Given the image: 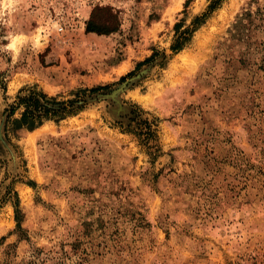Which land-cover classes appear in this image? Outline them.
<instances>
[{"label":"rangeland","instance_id":"1","mask_svg":"<svg viewBox=\"0 0 264 264\" xmlns=\"http://www.w3.org/2000/svg\"><path fill=\"white\" fill-rule=\"evenodd\" d=\"M185 1L0 0L2 127L20 90L67 102L109 86L10 129L14 148L1 129L0 264H264V0ZM124 101L158 150L113 124Z\"/></svg>","mask_w":264,"mask_h":264},{"label":"trees","instance_id":"2","mask_svg":"<svg viewBox=\"0 0 264 264\" xmlns=\"http://www.w3.org/2000/svg\"><path fill=\"white\" fill-rule=\"evenodd\" d=\"M190 0L185 1V7L188 5ZM216 5V3H215ZM215 5H211V9L215 8ZM107 10V8H98ZM195 24L202 23L203 21L198 22V17L195 18ZM181 22H176L174 24V28H180ZM196 28V27H195ZM87 31H94L97 33H110L116 30V26H111L109 24H95L93 22H88L86 25ZM195 29L190 30L188 27L179 33L177 38L171 44V50L173 52L180 51L190 40L191 33ZM158 54L157 50H154L153 53L145 58L143 61H140L136 64L138 68L142 64L146 62H150L154 59V57ZM165 58L166 55L162 53ZM132 72H128L127 75L121 76L120 81H123L129 75H132ZM3 80H0V93L3 98H6V86ZM108 85H99L88 89V93L78 96V98L74 100H69L67 102L64 101H56L53 98H48L47 95L42 91L36 90H20L16 100L8 103L2 111V115L6 114V120L2 127V133L4 137V141L11 145L14 148V145L10 141L8 136V131L11 129L12 131H19L22 128H26L31 130L37 126H39L44 119H55L61 120L66 115L74 113L77 110L84 108L92 98L93 94L100 93L108 88ZM86 92V91H85ZM123 112H119L118 114H113L109 109L107 110L113 120V124L119 127L121 130L125 132H129L137 137L141 143L145 145H149L150 147H155V151L157 149V145L155 143L157 135H156V124L153 119L148 118L146 112L136 103L133 102H123ZM22 106L23 111L19 118H13V114L17 107ZM0 152H2L0 148ZM152 154H156L153 152ZM10 189H6V196L10 193ZM5 199V198H3ZM1 199L0 202L5 200ZM18 213V212H17ZM16 225L20 227V219L16 216Z\"/></svg>","mask_w":264,"mask_h":264},{"label":"water","instance_id":"3","mask_svg":"<svg viewBox=\"0 0 264 264\" xmlns=\"http://www.w3.org/2000/svg\"><path fill=\"white\" fill-rule=\"evenodd\" d=\"M105 96V94H100V93H98V94H95L92 98H91V100H100V99H103V97ZM122 107V106H121ZM1 129H2V125H1V122H0V132H1ZM1 140H3V139H1ZM3 143L5 142V141H2Z\"/></svg>","mask_w":264,"mask_h":264},{"label":"built area","instance_id":"4","mask_svg":"<svg viewBox=\"0 0 264 264\" xmlns=\"http://www.w3.org/2000/svg\"><path fill=\"white\" fill-rule=\"evenodd\" d=\"M63 27L62 26H58L57 31H62Z\"/></svg>","mask_w":264,"mask_h":264}]
</instances>
